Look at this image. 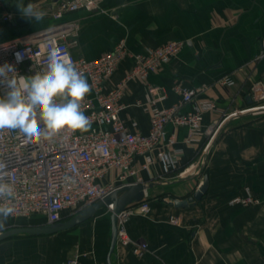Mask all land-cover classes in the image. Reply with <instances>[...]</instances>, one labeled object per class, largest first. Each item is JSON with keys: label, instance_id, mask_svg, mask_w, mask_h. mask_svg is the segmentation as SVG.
I'll list each match as a JSON object with an SVG mask.
<instances>
[{"label": "crops", "instance_id": "0c3cea01", "mask_svg": "<svg viewBox=\"0 0 264 264\" xmlns=\"http://www.w3.org/2000/svg\"><path fill=\"white\" fill-rule=\"evenodd\" d=\"M0 6L15 14L13 22L0 23L4 40L54 22L48 15L37 23L2 2ZM76 18L81 29L74 51L86 59L105 54L121 40L133 52L184 41L182 51L150 74L148 83L168 91L162 105L180 99L173 91L177 84L197 90L192 103L183 106L185 111L195 102L214 101L217 108L203 115V130H212L186 142L187 126L167 125V132L177 135L175 145L184 151L178 168L164 172L158 162L143 172L151 211L138 212L128 221L132 238L148 244L142 256L118 242L111 251V211L104 206L54 233L0 238V264H264V203L230 202L251 192L264 201V0H99V9L62 19ZM131 65L130 59L124 60L108 86L119 83ZM146 87L140 79L131 82L122 111V117L129 123L137 120L143 132L150 128V116L135 102L147 100ZM223 124L202 168L207 145ZM205 175L209 184L202 198L176 206L173 201L192 196ZM91 210L89 205L76 214L67 211L53 224L43 217L27 218L25 225L51 229ZM18 219L8 217L0 234L25 226Z\"/></svg>", "mask_w": 264, "mask_h": 264}, {"label": "built area", "instance_id": "2783aa9c", "mask_svg": "<svg viewBox=\"0 0 264 264\" xmlns=\"http://www.w3.org/2000/svg\"><path fill=\"white\" fill-rule=\"evenodd\" d=\"M55 1V0H54ZM99 9V0H56L45 10L54 22L11 39L0 36V65L10 63L18 75L31 76L46 68L48 53L59 48L86 78L91 91L82 101V110L90 119L88 131L62 129L51 140L24 144L23 134L17 130H0V162L7 165L4 179L14 190L11 205L14 212L9 218L43 217L53 224L60 222L64 214L79 213L83 208L105 200L124 186L146 184L143 172L151 170L158 162L164 172L179 167L184 147L176 146L177 135L167 132V125L188 127L186 142L197 136L211 133L203 130V115L208 109H216L214 101L195 102L194 107L183 110L192 103L197 90L183 84L174 86L180 96L176 103L162 105L168 98L164 88L148 83L149 75L162 69L183 49L182 40L168 41L143 51H131L124 40L119 41L105 54L91 59L76 55L81 22L79 19L63 20L69 13ZM104 13L106 9L102 8ZM15 14L0 10V23H11ZM264 56V38L261 40ZM22 52L24 59L17 63L15 53ZM131 60V67L113 87L108 82L121 63ZM11 75V74H9ZM140 79L147 83L148 97L135 105L150 116L147 132L139 129L138 121L129 123L122 117L127 107L123 101L131 82ZM7 91L0 85V96ZM67 178V179H66ZM117 197L105 204L112 212ZM8 202L0 198V203ZM230 202L244 205L264 203L249 193L237 196ZM151 211L147 189L138 200L124 204L116 213L118 243L133 249L142 256L149 249L147 242L136 241L128 230L129 218L138 212L147 215ZM177 222V219H174ZM75 264V261L73 262Z\"/></svg>", "mask_w": 264, "mask_h": 264}, {"label": "clouds", "instance_id": "9594fccd", "mask_svg": "<svg viewBox=\"0 0 264 264\" xmlns=\"http://www.w3.org/2000/svg\"><path fill=\"white\" fill-rule=\"evenodd\" d=\"M17 8L28 20L39 23L44 19L45 13L31 3ZM14 55L17 63L24 59L22 52ZM0 85L7 89L0 96V130H17L23 134L24 144L51 140L65 128L86 132L91 127L82 110V101L91 87L59 48L48 53L46 68L31 76L18 75L13 64L0 65ZM6 167L0 162V198L8 201L0 203V229L14 212L10 203L14 190L4 179L8 175L4 171Z\"/></svg>", "mask_w": 264, "mask_h": 264}, {"label": "water", "instance_id": "95a60500", "mask_svg": "<svg viewBox=\"0 0 264 264\" xmlns=\"http://www.w3.org/2000/svg\"><path fill=\"white\" fill-rule=\"evenodd\" d=\"M224 125L225 124H223L221 126V128L217 131L218 133L216 134V136L208 143L207 152L204 156V160H203L204 163H203L202 168L205 167V165L207 163L206 160H207L208 152H209L210 148L212 147V145L219 138V136L221 134V129L224 127ZM208 184H209V175H205L204 181L197 188V190L194 192V194L192 196H190L188 198H184V199H175L173 201L174 204L176 206H180L183 204L192 203L195 200H200L202 198V196L208 191V189H207ZM148 187H149L148 184H141V183L137 184V185H133V186H124L123 188L117 190V192H115L114 194L109 196V198H107L105 200L97 201V202H95V204L91 205L92 206L91 212H89V213L82 212L80 215H78V216L72 218L71 220L67 221V223L58 224L57 226H53V228H51V229H43L41 227L38 228V227H34V226H29V225L17 226L16 228L11 229V231H9V232L1 233L0 238L7 236V235H11V233L30 232V233L39 234L42 231L54 233V231L68 228V226H70L71 224L77 223L84 218L91 217L93 214L96 213V211L98 209H100L101 207H104L105 204L109 201V199H111L112 197H117L119 194H121L119 196V198H117L116 208L111 212V220H112V225H113V241L111 244V251H112L114 249V246L117 244V241H118L116 213L121 208L124 207V204L131 202L133 200H138V199L142 198L144 195V190L147 189ZM57 223H59V222H57Z\"/></svg>", "mask_w": 264, "mask_h": 264}, {"label": "rangeland", "instance_id": "374dc122", "mask_svg": "<svg viewBox=\"0 0 264 264\" xmlns=\"http://www.w3.org/2000/svg\"><path fill=\"white\" fill-rule=\"evenodd\" d=\"M53 2H55V1L54 0H36L33 3V5H34L35 8H37L39 10H45L47 7L52 5ZM21 4L26 6L28 3L26 2V0H15V1H11L8 4H6V6L8 8L10 7L11 9L18 10L17 6L21 5Z\"/></svg>", "mask_w": 264, "mask_h": 264}, {"label": "trees", "instance_id": "16d2710c", "mask_svg": "<svg viewBox=\"0 0 264 264\" xmlns=\"http://www.w3.org/2000/svg\"><path fill=\"white\" fill-rule=\"evenodd\" d=\"M11 1H15V0H0V2L3 3V5L8 4V3L11 2ZM35 1H36V0H26V2H27L28 4H29V3L33 4ZM0 10H2V6H0ZM18 222H19L20 224H23V225H25V224L28 223V222H27V218H19V219H18Z\"/></svg>", "mask_w": 264, "mask_h": 264}]
</instances>
